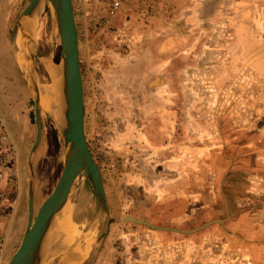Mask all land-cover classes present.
Wrapping results in <instances>:
<instances>
[{
  "label": "rangeland",
  "instance_id": "1",
  "mask_svg": "<svg viewBox=\"0 0 264 264\" xmlns=\"http://www.w3.org/2000/svg\"><path fill=\"white\" fill-rule=\"evenodd\" d=\"M30 1L0 0V103L29 114L34 145L36 94L24 40L14 32ZM72 1L86 138L117 211L112 208L97 241L96 226L87 231L73 203L93 188L77 180L43 264L69 262L78 246L89 247L80 264H264V84L243 68L253 54L244 21L254 15L263 28L264 0ZM32 28L43 56L34 57L40 92L62 63L53 8L41 7ZM40 115L33 173L31 151L22 169L15 162V202L4 219L11 224L0 264L9 262L27 227L32 174L36 215L64 168L60 123L41 101ZM66 228L75 237L65 243ZM159 232L175 237L169 251L154 243ZM142 241L149 244L140 248Z\"/></svg>",
  "mask_w": 264,
  "mask_h": 264
},
{
  "label": "water",
  "instance_id": "2",
  "mask_svg": "<svg viewBox=\"0 0 264 264\" xmlns=\"http://www.w3.org/2000/svg\"><path fill=\"white\" fill-rule=\"evenodd\" d=\"M41 0H31L24 8L15 24L14 32H20L26 46L30 61L29 75L35 96V116L37 138L29 157V169L32 172V155L37 149L42 137V122L40 115V92L37 83V71L34 57H43L37 50L30 29L34 26L35 9ZM52 4L62 45V63L55 68L59 77L58 92H62L60 107V129L66 147L65 162L62 175L53 191L41 205L35 215L34 178L31 176L28 194V224L22 241L7 264H43L47 242L52 230L59 227L58 217L71 201L73 187L82 178L92 185L93 192L89 195L100 208V217L104 223L109 217V209L103 176L100 167L95 162L88 146L85 130V102L83 78L79 57V38L75 21L72 0H48ZM61 99V98H60ZM85 186V184L83 185ZM86 187V186H85ZM85 196V194H83ZM88 195V194H86ZM138 224L149 225L146 222L131 218ZM84 222H87L85 219ZM106 224L99 225L102 229ZM54 234V233H53Z\"/></svg>",
  "mask_w": 264,
  "mask_h": 264
},
{
  "label": "crops",
  "instance_id": "3",
  "mask_svg": "<svg viewBox=\"0 0 264 264\" xmlns=\"http://www.w3.org/2000/svg\"><path fill=\"white\" fill-rule=\"evenodd\" d=\"M255 17L254 15H251L252 21H243L248 26L247 34H248V40L252 42L253 45V54L251 58L248 61L243 62L244 66L243 68H246V70L250 73V75L254 78L255 82L260 84H264V25L263 28H258L255 25ZM264 18V14H263ZM246 20V19H245ZM232 27V24H231ZM233 30V28H232ZM235 37V35H234ZM234 40V39H233ZM236 49L239 53L242 52L243 48L239 44L236 45ZM238 54V53H237ZM239 61H242L240 59ZM0 118H2L6 130L10 136V141L14 147V150L16 152V159H17V170L22 169L23 167V157L26 152H30L32 150V147L34 146L32 144V135H31V129L29 128V114L26 113L23 115L22 108H19L15 105H10L9 103L7 105H2L0 103ZM18 173V172H17ZM86 198V199H85ZM155 197V201H156ZM76 201L73 202L74 204H77V210H78V219L80 220H87L86 224L87 231L90 229V227H99V225L102 226V224H106L101 220L100 213L97 210V203L93 201V199L89 195H80L78 198L75 199ZM108 205L110 207L109 212L110 215L112 214V208H114V211H117V206L115 203H111V200L107 198ZM114 204V205H113ZM28 212V209H27ZM117 213V212H116ZM8 219V218H7ZM5 220L2 226L3 235L5 232L9 233L8 225L11 224L10 220ZM111 226L109 230L112 229ZM26 230V229H25ZM103 228L96 230L97 235V241L100 239V235ZM157 232V231H155ZM25 233V232H24ZM23 232L18 233V242L21 243L22 238L24 236ZM6 234V235H7ZM159 237L157 235H153L154 243H159L160 246H162L163 250H170V243L172 239L174 240L175 237L171 236L170 234L167 235V233L159 232ZM108 240L110 238L114 237L113 231H111L108 235ZM146 236H150L149 234H146ZM149 244L148 241H142L140 243V248H144ZM111 248V245L109 241H106V244H104V247L102 250H109ZM171 248H175V244L171 246ZM66 263V262H64ZM68 263V262H67Z\"/></svg>",
  "mask_w": 264,
  "mask_h": 264
},
{
  "label": "built area",
  "instance_id": "4",
  "mask_svg": "<svg viewBox=\"0 0 264 264\" xmlns=\"http://www.w3.org/2000/svg\"><path fill=\"white\" fill-rule=\"evenodd\" d=\"M120 3L115 4L118 9ZM16 153L9 134L0 118V259L4 247V235L1 229L4 219L9 215L15 202L16 185H11L15 178ZM15 189L13 192L12 190ZM18 189V188H17Z\"/></svg>",
  "mask_w": 264,
  "mask_h": 264
},
{
  "label": "bare ground",
  "instance_id": "5",
  "mask_svg": "<svg viewBox=\"0 0 264 264\" xmlns=\"http://www.w3.org/2000/svg\"><path fill=\"white\" fill-rule=\"evenodd\" d=\"M45 5H47L48 7H52V4L50 3V1H48V0H41L40 1L39 5L35 9L36 10L35 11L36 17H35V19H33L31 21V23H33L34 26L36 25V19H37L39 9ZM34 26H33V28H34ZM18 34H20V32ZM50 72L52 73L53 81L49 85H45V86L43 85V87L41 86V88H40L41 89L40 90V101L43 104L44 108H46L50 112V114L54 118V120H56V122L60 123V118H61L60 107H59V101H60L59 94L60 93L58 92L59 80H58V77L55 76L56 75L55 69H53L52 71L50 70ZM155 83L157 84L158 81H156ZM58 125H60V124H58ZM71 208H72V206H71ZM65 211H68L67 207L63 211V214L65 213ZM60 230H62V229H60ZM63 230L61 231V233H63V238H64L63 242L66 243L67 241L69 242L70 240L74 239L75 230L71 231V229H69V228H66L64 232H63ZM88 248L86 246L84 248H82V246H78L76 248L75 252L73 254H71V257H70L71 259H69V262L68 263L66 262L65 264H80L83 261L84 252H86V250ZM82 253H83V255H82Z\"/></svg>",
  "mask_w": 264,
  "mask_h": 264
}]
</instances>
